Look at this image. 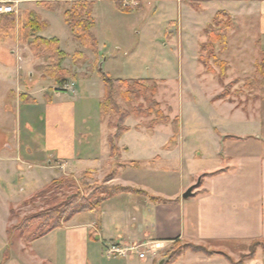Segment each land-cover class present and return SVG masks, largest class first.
<instances>
[{"label":"crops","instance_id":"1","mask_svg":"<svg viewBox=\"0 0 264 264\" xmlns=\"http://www.w3.org/2000/svg\"><path fill=\"white\" fill-rule=\"evenodd\" d=\"M51 12L41 8L38 13L48 25ZM20 54L6 49L0 54L13 59H0V87L5 83L0 98V264H234L228 257L239 264H264L262 134L219 133L210 142L202 137L189 143L179 134L171 143L172 133L158 145L156 130L129 126L127 142L120 140L121 162L109 180L126 191L107 198L99 213L75 214L30 241L15 239L8 192L31 197L65 175L110 170L113 160L111 127L93 103L102 104V77L91 73L73 79L71 88L59 87L55 80L34 79L31 56ZM12 90L17 98L8 103ZM192 186L193 195L185 198ZM108 241L135 249L104 260ZM253 242L257 247L249 256Z\"/></svg>","mask_w":264,"mask_h":264},{"label":"rangeland","instance_id":"2","mask_svg":"<svg viewBox=\"0 0 264 264\" xmlns=\"http://www.w3.org/2000/svg\"><path fill=\"white\" fill-rule=\"evenodd\" d=\"M79 1L83 0H29L20 4V10L16 14L18 17L26 12H34L40 21H44L43 16L38 14L41 8L50 10L51 6H61L59 11L49 13V25L40 34L59 37V46L66 56L61 66L64 67L65 64V69L69 66L67 70L71 80L91 73L100 75L101 70L113 78L158 80L156 98L166 114L173 119L179 118V134L188 138V143L202 137L210 142L212 136L219 133L247 135L249 138L257 134L264 136V83L260 82L254 88L245 86L248 78L257 76V64L262 60L264 0H86L93 3V33L98 40L96 49L74 40L65 23L63 10L70 9ZM119 4L128 5L131 9L138 8L122 11ZM35 8L38 10H34ZM221 10L230 12L235 25L228 34L227 48L220 51L217 46L216 58L209 60L210 72L201 61L202 46L207 40L206 31ZM16 34L17 30L13 34L8 32L7 36L0 34V54L4 49L20 50L22 57L32 58V66L36 69L34 79L44 77L54 80L45 75L49 60L43 56L44 53L41 50L34 51L28 42L19 41ZM18 58L20 60L21 57L16 60ZM0 59L5 63L13 61L4 60L2 56ZM217 59L226 60L229 66L223 81L218 76L220 68L216 65ZM4 84L3 82L0 87L2 99ZM45 84L44 82L43 85ZM12 86L9 82L8 89ZM80 86L81 81L76 88L79 89ZM225 87L228 96L221 98ZM10 93L8 103L17 98L16 91L12 90ZM80 97L85 99L88 96ZM96 102L97 100L93 102L94 108L100 114L102 104ZM118 102L125 107L122 99ZM1 111L0 107V114ZM105 119L109 123L110 118ZM116 120L117 117H114L112 133L116 131ZM152 121L153 116H130L126 125L143 129L142 131L156 130V144L159 145L166 135L173 133V129L170 124H160L153 128ZM0 130H3L1 126ZM129 134L130 131L125 132L120 140L127 142ZM120 140L117 153L111 154L113 160L110 161V170L106 169L103 173L90 170L65 175L53 184V189L37 197H23L24 194L21 196L19 193L8 192L6 204L12 210L14 225L20 228L27 217L49 213L55 208L59 209L61 204L92 198L93 193H101L107 185L111 186L108 175L119 167L124 148ZM10 189L5 188L4 191ZM1 197L6 199L3 195ZM23 198L26 199L22 200ZM33 229L25 232L24 241H27ZM19 237L20 231L15 229L14 238ZM256 247L257 242H253L251 248ZM103 258L107 260L105 253Z\"/></svg>","mask_w":264,"mask_h":264},{"label":"trees","instance_id":"3","mask_svg":"<svg viewBox=\"0 0 264 264\" xmlns=\"http://www.w3.org/2000/svg\"><path fill=\"white\" fill-rule=\"evenodd\" d=\"M122 11H131L137 7L128 5H118ZM51 11H59L61 6L59 4L49 7ZM64 20L68 28L70 29L74 40L83 46L96 49L98 47V40L93 33L95 20L93 17V3L86 0L79 1L74 4L73 7L64 11ZM235 22L230 12L226 10L218 11L213 18L210 28L206 31L207 40L202 46L201 61L205 64L208 71H210L209 60L216 58L217 46L220 51H224L228 46V34L234 28ZM48 26L47 22L40 21L36 17L34 12H26L21 16L16 14H3L1 15L0 22V34L7 36L8 32L12 34L17 30L16 37L21 42H28L32 45L34 51L41 50L43 56L47 57L49 64L46 68L45 75H48L63 87V85L71 80L70 74L67 69L62 67L65 59V54L62 52L59 46V39L56 37L47 38L42 36V32ZM216 65L220 68L219 79L223 81L227 75L228 64L224 59H217ZM101 70V69H100ZM212 71V70H211ZM210 71V72H211ZM104 81L105 93L102 101V115L104 118L109 117V126L112 128V122L114 117H117L115 128L116 131L109 135V144L111 154L117 153L118 141L122 135L130 130V127L126 125V120L130 116L136 117H152V127H156L160 124H170L173 129V136L171 143L177 140L180 130V120L178 117L171 118L169 114H166L161 108V103L157 100L156 95L158 93L159 84L158 80L154 78H137V79H123L113 78L102 70L99 72ZM257 76L254 78H248L245 86L254 88L260 82L264 83V50L262 52V60L257 64L256 68ZM258 76L261 78L259 79ZM75 79V77H74ZM73 81V80H72ZM225 92L220 95L221 98H226L228 94ZM23 100L32 102L33 98L27 95H22ZM120 99L126 104L122 107L118 102ZM137 103V104H136ZM137 105V106H136ZM136 107V108H135ZM117 170L109 173L108 180H111ZM58 179L54 180L44 188L37 190L32 196H41L43 193L53 189V184L57 183ZM62 181V180H61ZM127 188L120 186H106L103 191L93 193L92 198H83L80 202H70L68 204H61L58 208L53 209L49 213L36 214L31 217H27L20 224V228L13 226L10 233L15 229L20 231L21 237L25 235V232L34 228L31 235L27 238V241L38 238L49 231L62 226L63 223L71 219L75 214L94 211L97 212L101 209L102 203L113 195L126 191ZM12 217V215H11ZM17 227V228H16ZM197 251L211 254L209 250L203 247L188 246ZM179 253L175 252V255ZM255 253V248L252 249L249 256ZM7 255L5 256L6 259ZM234 264L230 257H228Z\"/></svg>","mask_w":264,"mask_h":264},{"label":"built area","instance_id":"4","mask_svg":"<svg viewBox=\"0 0 264 264\" xmlns=\"http://www.w3.org/2000/svg\"><path fill=\"white\" fill-rule=\"evenodd\" d=\"M23 0H0V15L3 14H18L20 10V4ZM73 81L65 83L63 86L65 88H71L74 86ZM133 249L129 246L121 245L115 241H108L104 244V253L107 258H117V257H126L129 253L133 252ZM146 252H140L139 256L141 258H146Z\"/></svg>","mask_w":264,"mask_h":264},{"label":"water","instance_id":"5","mask_svg":"<svg viewBox=\"0 0 264 264\" xmlns=\"http://www.w3.org/2000/svg\"><path fill=\"white\" fill-rule=\"evenodd\" d=\"M193 189H194V186H192L191 188H189V189L185 192L184 197H185V198H188V197L192 196V195H193V192H192Z\"/></svg>","mask_w":264,"mask_h":264}]
</instances>
